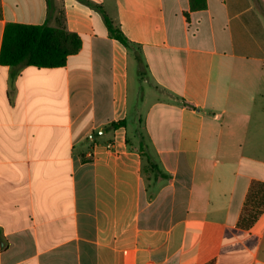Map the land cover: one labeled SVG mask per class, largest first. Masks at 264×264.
<instances>
[{"label": "crops", "instance_id": "obj_1", "mask_svg": "<svg viewBox=\"0 0 264 264\" xmlns=\"http://www.w3.org/2000/svg\"><path fill=\"white\" fill-rule=\"evenodd\" d=\"M89 1L0 0L82 40L0 64V264H264V0Z\"/></svg>", "mask_w": 264, "mask_h": 264}, {"label": "trees", "instance_id": "obj_2", "mask_svg": "<svg viewBox=\"0 0 264 264\" xmlns=\"http://www.w3.org/2000/svg\"><path fill=\"white\" fill-rule=\"evenodd\" d=\"M89 5L101 14L110 35L120 41L127 48H134L135 45L125 36L122 30L114 24L113 20L106 14L99 5L89 0H79ZM206 0H190L192 11L205 9ZM64 14L60 20L59 27L44 25H29L20 23H9L5 27L3 42L0 54V64L4 66H33L39 68H57L66 64L69 56L79 52L82 47L81 38L67 30L64 25ZM192 109L195 106L185 103ZM125 125V122L112 124L113 128ZM139 150L144 159L143 172H159L158 165L152 159L145 142L143 134H140ZM259 212L249 213L244 219L247 224L253 223Z\"/></svg>", "mask_w": 264, "mask_h": 264}, {"label": "built area", "instance_id": "obj_3", "mask_svg": "<svg viewBox=\"0 0 264 264\" xmlns=\"http://www.w3.org/2000/svg\"><path fill=\"white\" fill-rule=\"evenodd\" d=\"M108 147H111V145H109Z\"/></svg>", "mask_w": 264, "mask_h": 264}]
</instances>
